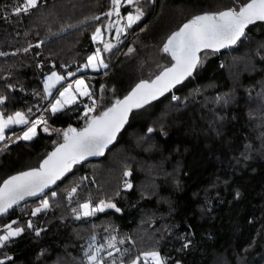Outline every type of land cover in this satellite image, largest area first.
I'll return each mask as SVG.
<instances>
[{"label": "trees", "instance_id": "obj_1", "mask_svg": "<svg viewBox=\"0 0 264 264\" xmlns=\"http://www.w3.org/2000/svg\"><path fill=\"white\" fill-rule=\"evenodd\" d=\"M242 2L229 0V6ZM23 3L0 0V52L6 53L0 56V96L7 97L0 113L7 117L20 111L32 120L43 115L52 129L82 128L87 100L51 116L44 111L50 101L44 80L51 71L67 76L83 68L98 48L91 36L105 22L111 0H39V8L30 14L15 15L14 7ZM161 5L168 11L174 5L176 11L213 7L206 0H159L156 6L152 0H140L146 18L107 57L111 68L138 37H147L142 34L145 29L160 35L155 17ZM129 12L126 6L122 15ZM96 16L100 19H93ZM262 24L248 29L230 50L203 53L202 65L191 80L133 113L104 159L74 165L55 189L57 198L51 193L46 196L49 209L33 217L31 212L41 200L37 205L28 203L3 221L5 226L15 220L25 232L0 249V259L7 254L13 259L6 264H87L84 252L91 243L93 248L105 245L101 255L106 264L113 260L131 264L137 256L144 264L142 254L152 250L159 251L168 264H264ZM95 76L99 82L111 80L107 74ZM140 80L117 87L118 98ZM107 94L98 99L102 105L90 115L111 106ZM172 95L180 99L174 102ZM149 127L156 132L147 133ZM39 131L32 141L0 146V186L10 176L37 168L62 142L57 133ZM128 170L131 177L124 176ZM125 181L132 183L131 190L125 188ZM73 187L76 192L69 199ZM89 200L94 206L111 201L121 211L76 219L73 209L80 211L79 205ZM29 220L44 229L39 237L27 229ZM112 236L119 252L106 247ZM189 240V247L181 250Z\"/></svg>", "mask_w": 264, "mask_h": 264}, {"label": "snow or ice", "instance_id": "obj_2", "mask_svg": "<svg viewBox=\"0 0 264 264\" xmlns=\"http://www.w3.org/2000/svg\"><path fill=\"white\" fill-rule=\"evenodd\" d=\"M126 2L135 6L134 13L129 12L126 17L122 16L123 0H111V10L105 14L108 17L115 15L117 25L121 20H126L124 27H116L117 40H119L120 33L124 32L126 28H131L145 15L143 8L139 6L140 0H126ZM38 8L39 0H24L22 6L14 7V14L17 16L30 14L32 10ZM93 19L99 20L100 17L96 16ZM256 21H264V0H245L238 6L228 7L227 10L193 16L182 27L172 32L163 45L162 51L168 54L173 62L171 66H159L161 70L158 74H155L154 79L140 80L124 95L123 99L116 98L110 107L96 115H90V113L96 112L97 101L93 99V93L89 90V86L83 78L74 79L67 86L61 85L62 90H58L59 95L55 97L53 102H50L48 108H45L44 111L50 112L51 116H56L69 106L76 104L78 97H87L91 103L84 106L83 115L86 119L82 128L78 129L69 125L66 129H51L48 118L43 115L35 120H30L25 113L20 111L7 115L6 118L4 113H0V140H5V130L10 125L27 126L26 129L22 130V134L16 136V140H33L38 135V128H42L45 133L54 131L58 136H62V142L57 143L54 150L48 153L39 167L20 172L3 181L2 186H0V215L7 213L13 205L24 200L26 196L43 193L46 188L55 184L66 173L70 172L74 165L87 157L103 156L105 150L117 140L121 130L128 124L129 117L134 109L138 110L150 105L153 101L163 97L165 93L171 92L177 85L192 77L198 67L202 65L200 55L202 52L207 53L208 50L213 53L219 52L222 48L236 44L245 36V29ZM113 27L114 25L109 22L107 25L108 30L110 31ZM91 39L93 42L103 44V51L105 52H111L115 47L112 43L104 41V34L100 27L95 29ZM40 43L42 44L43 41ZM35 47H40V44ZM24 51L28 52L29 49L25 48ZM133 51L134 49H129V53ZM4 55L6 53L0 52V56ZM108 66L103 59L101 49L96 48L95 52L87 57V63L83 67L98 70L100 67L108 68ZM69 76H75V73L70 72ZM64 80L65 76L56 71H51V74L44 80V93L51 97L53 88ZM101 91L103 92V88ZM6 99L7 97L0 96V104H4ZM171 99L178 101L180 97L172 95ZM28 111L31 112V108ZM155 132V128L149 127L147 129L149 134ZM124 176L131 177L132 172L130 170L125 171ZM125 188L131 190L133 188L132 183L125 181ZM75 192L76 188L73 187L69 192V199ZM51 195L55 197L57 193L53 191ZM235 195L238 199L240 193L236 192ZM50 207L49 200L41 198L40 204L32 210L31 215L35 217ZM79 209L80 211L73 209V212L76 213V219L94 216L106 209H114L116 212L121 211L115 203L105 200L99 201L95 206L89 200L80 204ZM13 225H17V221L14 220L4 226L3 234L0 235V249L6 248L13 238L20 237L25 232V227L19 225L13 227ZM26 227L33 230L37 237L44 231V229L36 228L31 220L27 222ZM95 239L96 237L93 236L92 240L95 241ZM181 239L186 240L187 237H181ZM116 243V237L112 236L106 247L116 249L119 252L120 249L116 247ZM120 243H123V241H120ZM190 243V240L183 243L181 250L187 249ZM104 248L105 245L93 248V244L90 243L84 252L87 264H106L104 257L101 256ZM112 255L113 253L109 251L108 256L111 257ZM142 255L144 264H168L167 258L161 256V253L157 250L146 251ZM12 259L13 257L5 254V258L0 259V264H6V261ZM112 264H116V261L113 260ZM121 264H123V261H121ZM131 264H140V257L137 256L133 259ZM175 264H180V262L176 261Z\"/></svg>", "mask_w": 264, "mask_h": 264}, {"label": "rangeland", "instance_id": "obj_3", "mask_svg": "<svg viewBox=\"0 0 264 264\" xmlns=\"http://www.w3.org/2000/svg\"><path fill=\"white\" fill-rule=\"evenodd\" d=\"M125 1L126 0H123V4H125ZM206 1L211 2L212 6H213L212 9L201 10V11L194 10L193 11V10L189 9L188 7H186V9L184 8V10L176 11L175 6H178V5H174L173 6L174 8L170 9L168 11L166 9V7H163L161 5L159 8V11L155 17V23L160 25V29H159L161 31L160 35L158 34L159 35L158 36V35H154L153 33H151L152 29L150 27L145 29L144 33H142V34H147V37L146 38H143L142 36L138 37L136 39V41H134V43L124 51V53L122 54L119 61L116 64H113L112 68L110 67V62H109V59L107 57H109V55L113 51H115L117 48H119V46L123 42H125V40L129 37L131 29L134 28L139 23H141L143 20H145L146 16L144 15V17L139 22H137L131 28H126L125 31L121 33L120 37L122 38V40L119 43H117V45H115V47L112 49L111 52L103 51V47H104L103 44L95 42L96 44H98V48L101 49L103 59H104L105 63H107L109 65L108 68L100 67L98 70H93L90 67L89 68L83 67L79 71H80V73L90 74V75H95V74L105 75V74H107L108 78L111 79L109 82H105V83H103L101 81L100 82L97 81L95 79L97 77L87 78V80L85 81V83L89 86V90L93 93V99H95L97 101V107L99 105L100 106L102 105V103L100 101H98V99H101V97H103L107 93L108 94H107L106 98L110 97L112 99V101L114 102V100L116 98H118V93H119V91L116 89L121 84L123 85V87L126 88L128 83L129 84L135 83L138 80V78H140V79H153L155 77V74H158L159 71L161 70V68L159 66H171V60L162 51V48H163L164 43H166L167 37L170 36L172 34V32L178 30L179 26H181V23L183 24V23L187 22L188 20H190L195 15L206 14V13H208L207 11L213 13V12H218V11H222V10H227L226 8L231 7V6H229V4H230L229 0H206ZM152 3L156 6L159 4V0H152ZM126 5L131 8V12H133V13L135 12V6L134 5H129L127 3H126ZM177 9H178V7H177ZM110 10H111V8H110ZM121 15H122V11H121ZM122 16H124V15H122ZM126 16L127 15H125L124 17H126ZM106 18H108V16ZM116 21H117V17L114 15L113 23L116 24ZM120 22L123 23V27H124L126 24V20H121ZM105 23L106 22L103 23L102 27H100L102 29L103 34H104V41L110 42L113 44V42H111V38L109 36V33L107 32L108 29L106 27L104 29ZM262 25H264V23ZM256 26H254V28H256ZM110 34H112L111 31H110ZM130 48L134 49V51L131 53H129ZM128 72H129V76L125 75ZM90 75H86V76H90ZM58 87H59V85L57 84L55 86V88L52 90L53 95L55 94V91L58 89ZM102 88H103V92L101 91ZM113 90H115V91H113ZM95 94L97 96H95ZM53 95L51 97H53ZM51 97H49L48 99H50ZM55 97L53 98L52 101L51 100L49 101V104H50V102L54 101ZM81 98L83 99L84 97H81ZM84 100H87V104L91 103V101L87 97L81 101H84ZM28 118L30 120H32L29 116H28ZM26 127H27L26 125H10L9 128L5 130V137L6 138H5V140H0V145H6L8 143H17L20 141H24V140H16V136L22 134V130L26 129ZM39 129H42V128H38V134L40 132ZM42 131H43V129H42ZM54 133H56V132L50 131L49 133H45V134L51 135ZM37 136L34 137L33 140L36 139ZM9 137L11 139H8ZM24 142H29V141H24ZM34 204L37 205L35 202H34ZM106 210H114V209H106Z\"/></svg>", "mask_w": 264, "mask_h": 264}, {"label": "water", "instance_id": "obj_4", "mask_svg": "<svg viewBox=\"0 0 264 264\" xmlns=\"http://www.w3.org/2000/svg\"><path fill=\"white\" fill-rule=\"evenodd\" d=\"M201 15H203V14H201ZM262 23H264V21H256L254 24L249 25V26L245 29V35H246L248 29H250V28H252V27H254V26L258 25V24H262ZM117 27H123V23L120 22L119 25H117ZM120 36H121V33H120V35H119V40H117V33H116V29H115L114 36H113V40H114V42H120V41H121V37H120ZM244 37H245V36H244ZM244 37H242V38H241L236 44H234V45H230V46H228V47H226V48H222L219 52H214V53H223V52H225V51H227V50H230V49L236 47V46H237V45L243 40ZM208 52H211V50H208ZM203 53H204V52H202L200 55H202ZM212 53H213V52H212ZM165 54H166V53H165ZM166 55H167V56L169 57V59L171 60V57H170L168 54H166ZM171 62H172V61H171ZM172 63H173V62H172ZM195 74H196V72L193 74L192 77H189V78L186 79L182 84L177 85L175 88H173L171 92H169V93H165V95H164L163 97H160L158 100L153 101L150 105H146V106H145L144 108H142V109H138V110H137V109H134V110H133V113L140 112V111L144 110L145 108H148L149 106H151V105L157 103L158 101H160L161 99L165 98L166 96L170 95V94H171L176 88H178V87L184 85V84L187 83L189 80H191V79L195 76ZM153 79H154V78H153ZM138 83H139V82H138ZM122 99H123V98H122ZM133 113H132V114H133ZM132 114H131L130 117H129V122H128V124L125 125L124 129H122V130H121V133L118 135L117 140H118L119 136L124 132V130L128 127V125H129V123H130V119H131V117H132ZM117 140H116L113 144L109 145V147L105 150V153H104L103 156H89V157H87L85 160L81 161V162L78 163V164H84V163L96 162V161H100V160L104 159L105 156L108 154V152H109V151L113 148V146L116 144ZM53 150H54V149H53ZM53 150H52V151H53ZM46 157H47V156H46ZM46 157H45V158H46ZM45 158H44V159H45ZM42 161H43V160H42ZM42 161L40 162V164L42 163ZM40 164H39V165H40ZM39 165H38V167H39ZM27 171H28V170H27ZM69 173H70V172L66 173V174H65L60 180H58L55 184L50 185L48 188H46V189L44 190L43 193H39V194H37V195H35V196H26L24 200L20 201V202H19L18 204H16V205H13V207H12L11 209H9L7 213H10V212H12L14 209L19 208V207H21V206H24V205H26V204H28V203H33V202L40 201L41 198H44V197L47 196L48 194H50V193H52L53 191H55V189L59 186L60 182H61V181H62V180H63V179L69 174ZM18 174H19V173H18ZM15 175H17V174H15ZM7 179H8V178H7ZM2 184H3V183H2ZM2 184H1V186H2ZM7 213L0 215V220H1V219L3 218V216L6 215Z\"/></svg>", "mask_w": 264, "mask_h": 264}, {"label": "crops", "instance_id": "obj_5", "mask_svg": "<svg viewBox=\"0 0 264 264\" xmlns=\"http://www.w3.org/2000/svg\"><path fill=\"white\" fill-rule=\"evenodd\" d=\"M126 1H125V4H123V8L121 9V11L127 6L126 5ZM112 7V6H111ZM113 21H114V15L112 16V17H108V18H106V20H105V25H104V29H105V27L107 28V25H108V23L109 22H111L113 25H114V27L110 30L111 32H112V34H110V31L109 30H107V32L109 33V36H110V38H111V42H113V44L114 45H117V43H119V42H114V40H113V36H114V32H115V29H116V27H117V24H114L113 23ZM108 29V28H107ZM95 43V42H94ZM96 44V43H95ZM96 45H98V44H96ZM107 57V56H106ZM78 75H80V76H78ZM88 75H90V74H88ZM95 75H97V74H95ZM95 75H90V76H86V74H84V73H80V71H78V72H76L75 73V76H69V74L67 75V76H65V80L64 81H62L61 82V84H58L59 85V87H58V89L55 91V94L53 95V97H51L50 99H48L49 97L46 95V97H47V99L48 100H53V98L57 95H59V91L58 90H62V86L61 85H63V86H67V84L68 83H71L74 79H79V78H83L85 81L87 80V78H95L96 76ZM78 76V77H77ZM54 89V88H53ZM84 98H86V97H84ZM83 98V99H84ZM81 97H78L77 98V103H79L81 100H83ZM76 103V104H77ZM75 105V104H74ZM74 105H71V106H69V107H72V106H74ZM68 107V108H69ZM1 146V145H0Z\"/></svg>", "mask_w": 264, "mask_h": 264}, {"label": "built area", "instance_id": "obj_6", "mask_svg": "<svg viewBox=\"0 0 264 264\" xmlns=\"http://www.w3.org/2000/svg\"><path fill=\"white\" fill-rule=\"evenodd\" d=\"M121 40H122V38H121ZM174 102H176V101H174ZM51 197H52V195H51ZM52 198L53 199L57 198V195L55 197H52ZM43 199H48L50 201V198H46V196ZM18 212H20V207L14 209L12 212L7 213L6 215L3 216V218L0 220V221H2L0 223V231H2L4 229V225H3L4 223H3V221L8 222V220L10 219V217L14 216L15 213H18Z\"/></svg>", "mask_w": 264, "mask_h": 264}]
</instances>
